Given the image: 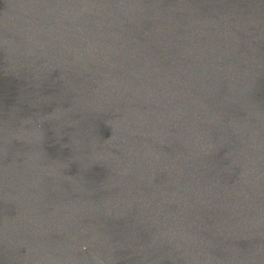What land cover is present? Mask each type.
I'll return each mask as SVG.
<instances>
[{"label":"water","instance_id":"water-1","mask_svg":"<svg viewBox=\"0 0 264 264\" xmlns=\"http://www.w3.org/2000/svg\"><path fill=\"white\" fill-rule=\"evenodd\" d=\"M0 264H264V0H0Z\"/></svg>","mask_w":264,"mask_h":264}]
</instances>
